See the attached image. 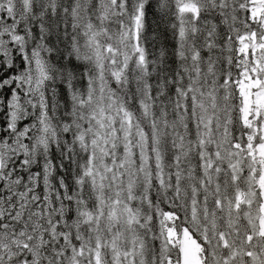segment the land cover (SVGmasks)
<instances>
[{"label":"snow or ice","instance_id":"obj_1","mask_svg":"<svg viewBox=\"0 0 264 264\" xmlns=\"http://www.w3.org/2000/svg\"><path fill=\"white\" fill-rule=\"evenodd\" d=\"M0 264H264V0H0Z\"/></svg>","mask_w":264,"mask_h":264}]
</instances>
